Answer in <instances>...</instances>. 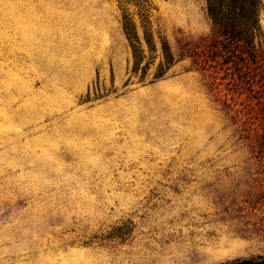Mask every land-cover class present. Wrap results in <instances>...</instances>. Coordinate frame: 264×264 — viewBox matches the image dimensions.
I'll list each match as a JSON object with an SVG mask.
<instances>
[{"label":"rangeland","instance_id":"obj_1","mask_svg":"<svg viewBox=\"0 0 264 264\" xmlns=\"http://www.w3.org/2000/svg\"><path fill=\"white\" fill-rule=\"evenodd\" d=\"M257 1L225 57L207 0H0V264L264 257Z\"/></svg>","mask_w":264,"mask_h":264},{"label":"trees","instance_id":"obj_2","mask_svg":"<svg viewBox=\"0 0 264 264\" xmlns=\"http://www.w3.org/2000/svg\"><path fill=\"white\" fill-rule=\"evenodd\" d=\"M208 14L217 28L218 38L213 43L217 48V42H221L226 49V56L229 57L237 53L239 48H244L250 57L256 55V50L251 42V29L256 26V20L252 17L245 19L236 11L255 13L258 8L257 0H207ZM245 29V30H243ZM248 30V32H247ZM250 32V33H249ZM233 264H264V257L259 260L249 259Z\"/></svg>","mask_w":264,"mask_h":264}]
</instances>
